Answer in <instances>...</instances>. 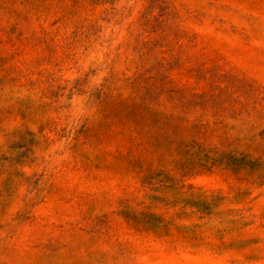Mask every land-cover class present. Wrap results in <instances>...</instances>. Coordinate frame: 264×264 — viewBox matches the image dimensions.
Masks as SVG:
<instances>
[{"label":"clouds","instance_id":"clouds-1","mask_svg":"<svg viewBox=\"0 0 264 264\" xmlns=\"http://www.w3.org/2000/svg\"><path fill=\"white\" fill-rule=\"evenodd\" d=\"M0 264H264V0H0Z\"/></svg>","mask_w":264,"mask_h":264}]
</instances>
